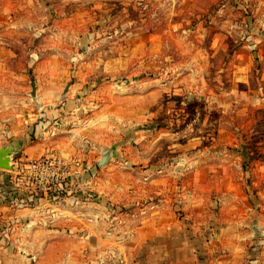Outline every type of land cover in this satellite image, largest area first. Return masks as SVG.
<instances>
[{"label": "rangeland", "instance_id": "374dc122", "mask_svg": "<svg viewBox=\"0 0 264 264\" xmlns=\"http://www.w3.org/2000/svg\"><path fill=\"white\" fill-rule=\"evenodd\" d=\"M106 1H13L1 76L15 78L4 89L16 93L0 96V149L15 154L14 169H0V264H154L123 238L174 219L212 224L207 242L221 238L196 242V258L177 254L175 264H264L256 0ZM11 115L21 125L7 134ZM29 148L34 160H80L69 193L19 182Z\"/></svg>", "mask_w": 264, "mask_h": 264}, {"label": "crops", "instance_id": "0c3cea01", "mask_svg": "<svg viewBox=\"0 0 264 264\" xmlns=\"http://www.w3.org/2000/svg\"><path fill=\"white\" fill-rule=\"evenodd\" d=\"M13 1L15 0H0V96L1 95H11L12 93L16 92H10L8 90H5V85L4 82L7 81L8 85L9 82L15 83V78L10 79V78H5L1 76V71L6 69V62L10 58L11 53L13 52V47L10 42V33L13 32V27H17V23H15L16 16H15V11H13ZM72 0H43V4L45 6H50L51 8H57L58 6H61L64 3H71ZM95 2H107L106 0H94ZM252 9L255 10L257 19L259 21H262L264 24V0H256L255 4L251 5ZM57 13V12H56ZM30 19V18H28ZM60 20V19H59ZM57 21V20H56ZM33 24V23H32ZM29 28V33L33 32L32 27L28 26ZM50 31V30H47ZM55 32H63L61 29H56ZM32 34V33H31ZM260 49V53L262 54V61L264 63V45H261L258 47ZM3 96V97H5ZM1 97V98H3ZM0 98V99H1ZM9 98V97H7ZM41 102V101H40ZM41 108H43L42 105L39 106V109L42 113ZM0 107V111H1ZM42 115V114H41ZM19 116V115H18ZM8 118L6 120H3V122L11 123V128L9 131H6L7 134H12L13 132L15 133L16 128L18 125H21L18 123L16 117L17 115H11L7 116ZM28 122V121H26ZM1 124V123H0ZM2 127V126H0ZM21 140H24L21 139ZM20 144V142H17ZM26 155V160H34L36 158L35 153L31 150V148L26 149L24 151ZM19 186V184H18ZM71 187V186H70ZM70 187L67 189L68 193L70 191ZM28 190V189H27ZM192 197H195V194H190ZM237 195H234L235 197ZM183 197L184 204H188L190 202V198L185 196H180ZM32 198V197H31ZM221 199H229V196H223ZM32 201V199H31ZM167 202V199L164 200ZM181 201V202H182ZM164 205V203H162ZM169 206V205H168ZM168 212V211H167ZM243 215V214H242ZM241 215V216H242ZM192 219L193 217L190 216L188 217ZM185 222V220L183 221ZM237 223V222H236ZM183 225L185 224L184 228L181 227V225L176 223V220H172L171 222H168L167 224H162L161 222L157 221H151V222H146L144 225L138 227L140 231V236L139 237H131L133 238L132 240H128L125 237L123 238L126 243L131 244L130 242L135 243V245L140 246H145V248H141L144 254H146V259H153L155 262L154 264H165L164 262L166 261V264H175V261L179 258L178 255L184 254L185 256H194L196 258V249H194V245L196 242L199 241L201 245H208V244H214L221 242V238L219 237H213L210 239V242L208 243V239L204 237L205 231L208 229L212 228V224L208 225L206 222H201V221H195L194 224L192 222L182 223ZM216 225V224H215ZM238 226V225H237ZM218 228H223V225H216ZM235 227V226H234ZM239 227V226H238ZM192 229L191 231L187 232V229ZM217 228V229H218ZM203 230V231H202ZM180 231L185 232L184 235L180 234ZM198 233H201L198 236ZM196 237H193V235ZM210 238V237H209ZM240 240V239H239ZM210 244V245H211ZM244 245L245 243H240L237 240L231 242V246L234 247L235 249H238L239 256H243L244 254ZM256 246V249L253 248V252H255L257 249L260 251L263 250L261 247H257V243L253 244ZM260 245V243H259ZM147 246V247H146ZM202 248V247H201ZM205 249V248H204ZM138 251V250H137ZM203 251V250H202ZM205 251V250H204ZM207 251V249H206ZM205 251V253H206ZM127 254V253H125ZM124 254V259H128V254ZM263 254V251L260 252V255ZM256 255V254H255ZM124 260V261H125ZM257 262L256 257L253 259V263L255 264Z\"/></svg>", "mask_w": 264, "mask_h": 264}, {"label": "built area", "instance_id": "2783aa9c", "mask_svg": "<svg viewBox=\"0 0 264 264\" xmlns=\"http://www.w3.org/2000/svg\"><path fill=\"white\" fill-rule=\"evenodd\" d=\"M81 165L76 158L48 156L29 160L25 166L19 168L17 175L20 177L19 182H24L34 192L52 194L58 198L68 193L67 189L75 179L81 177Z\"/></svg>", "mask_w": 264, "mask_h": 264}, {"label": "water", "instance_id": "95a60500", "mask_svg": "<svg viewBox=\"0 0 264 264\" xmlns=\"http://www.w3.org/2000/svg\"><path fill=\"white\" fill-rule=\"evenodd\" d=\"M14 154H15L14 146H7L5 148L0 149V169H4V170L14 169L12 163ZM104 160H102V163L104 162Z\"/></svg>", "mask_w": 264, "mask_h": 264}]
</instances>
